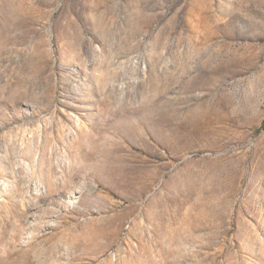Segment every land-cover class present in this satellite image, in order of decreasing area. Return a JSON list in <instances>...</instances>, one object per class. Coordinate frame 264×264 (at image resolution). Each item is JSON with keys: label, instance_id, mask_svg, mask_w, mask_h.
Segmentation results:
<instances>
[{"label": "rangeland", "instance_id": "obj_1", "mask_svg": "<svg viewBox=\"0 0 264 264\" xmlns=\"http://www.w3.org/2000/svg\"><path fill=\"white\" fill-rule=\"evenodd\" d=\"M0 264H264V0H0Z\"/></svg>", "mask_w": 264, "mask_h": 264}]
</instances>
